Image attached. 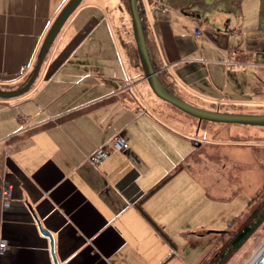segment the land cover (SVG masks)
Returning a JSON list of instances; mask_svg holds the SVG:
<instances>
[{
    "label": "crops",
    "instance_id": "0c3cea01",
    "mask_svg": "<svg viewBox=\"0 0 264 264\" xmlns=\"http://www.w3.org/2000/svg\"><path fill=\"white\" fill-rule=\"evenodd\" d=\"M66 2L0 0L1 89H16L33 70L43 38ZM117 6L121 21L107 0H82L40 67L39 73L53 75L70 58L77 64L94 60L97 65L77 67L85 76H94L92 82L32 84L20 96L0 99V189L4 181L12 186L10 205L4 208L0 202V241L6 243L0 264H53L48 238L39 232L28 208L52 236L57 264H160L171 253L164 264L179 263L176 247L172 250L152 228L134 206L136 201L175 170L140 204L173 242L178 235L186 239L217 234L240 211L239 198L234 210L227 211L231 196L258 189L253 173L232 175L231 166L220 180L227 187L228 177L230 186L209 189L210 176L218 182L221 174L220 162L212 166L207 155L225 151L219 124L210 127L211 122L182 114L157 99L148 85H113L122 80L115 74L116 65L123 68L116 62L117 48L127 68L132 62L120 32L122 0ZM142 7L156 64L170 92L202 109L264 114L254 112L264 108V82L257 80L252 66L229 71L244 75L247 86H225L220 79L227 72L224 64L242 66L243 61H230L243 49L233 39L244 35L242 20L233 27L228 17L224 28H210L205 26L208 21L199 23L203 17L196 21L165 0H142ZM226 18L225 14L224 24ZM183 24L193 28V44L182 40ZM263 29L254 16L246 30L259 34ZM140 75L138 80L146 83ZM117 134L128 148L93 164L89 157ZM164 243L168 248L163 250Z\"/></svg>",
    "mask_w": 264,
    "mask_h": 264
},
{
    "label": "rangeland",
    "instance_id": "374dc122",
    "mask_svg": "<svg viewBox=\"0 0 264 264\" xmlns=\"http://www.w3.org/2000/svg\"><path fill=\"white\" fill-rule=\"evenodd\" d=\"M109 3L114 4L116 10V16L120 19L118 13L117 4L120 3V0H107ZM207 3L213 2L215 0H206ZM93 2V3H102L103 0H83V3ZM64 6V5H63ZM124 9V22H121L120 32L124 35L126 45L134 52L135 46L131 31V23L130 16L127 11L124 0H122V7ZM224 8L214 5L210 11L206 12V16L208 18V23L205 26L210 28H224V19L225 14L222 12ZM258 11V0H242L240 4V9L238 12V17L235 15H226L231 19V25L233 27L236 26L237 23H240L242 20L243 33L244 35L237 34L238 37L235 39V45H242L243 49L241 50L238 57H232L230 61L240 63L242 62V66L232 68L228 64H224L225 68H227L226 74H221V82L225 83V86H247V81L244 75L235 76L233 72L229 71H243L250 66H252L257 74V80L259 82H264V29L263 31H259V34H256L253 31L246 30L253 17L257 15ZM118 19V20H119ZM143 24L146 28V35L151 40L150 29L146 22V19L142 20ZM66 26V25H65ZM204 26V25H203ZM264 27V22H263ZM66 27H63L61 33ZM60 34L57 35L56 40L53 43V46L50 50H52L55 44L58 42ZM121 34V35H122ZM181 35L183 41H187L191 44L195 42L193 36V28L190 26L183 24L181 29ZM154 52V51H153ZM50 54V52H49ZM48 54V55H49ZM125 55V52H124ZM237 60V61H236ZM119 61L122 63L123 68L118 70L117 65L115 68L116 78L122 80H114V86H147L145 82L139 81L138 78L141 76V69L139 66V61L137 54L132 57L131 67L127 68L126 64H123V61L120 57V53L118 52V48L116 51V62ZM79 64H93L97 65V62L94 60H83L77 61L75 58H70L68 61L66 60L64 63L60 65V68L57 71H54L53 75H49L50 72L39 73L34 80L32 86H84L85 83L92 82V78L94 76H85L84 72L78 70ZM124 80V81H123ZM145 81V80H144ZM135 83V84H134ZM97 86H100L96 84ZM252 86H258V84H254ZM222 87V86H221ZM261 83H259L258 93L262 95L261 92ZM264 92V88H263ZM264 105V104H263ZM263 108V107H261ZM221 109H229V108H221ZM254 112L264 113V108L262 110L257 109ZM228 113V112H226ZM243 114V113H242ZM180 115V114H179ZM203 122V121H201ZM209 124V123H206ZM219 124L220 132L218 135L221 138V148H224L225 151L219 149L216 154L207 155L210 161L213 160L212 166H214V161L217 160L220 163L219 173V181L216 182L213 176H210L209 180V189L214 191H220L226 189L230 186L229 179L227 177V187L224 182H220L221 179H224V174L228 172L229 166H231L232 175L236 171H242V173L252 174L250 177L253 181L258 182V189L254 192L242 191L239 192L235 196H231L230 201L227 202L228 209L227 211H233L235 202L241 199V208L240 211L234 214L237 216L234 220V216L230 219L232 222L228 227L223 226L221 229L217 230V234L210 233L208 235H204L201 237H197L196 235L188 236L186 239H183L181 235L175 236L173 243L176 245L175 252L176 258L179 263L172 264H215L218 262L219 258H221L220 254L225 248V244L228 242L229 238L233 235L235 230L239 228L244 221L250 216L253 210H259L264 208V127L258 126H249V125H238V124H229V123H216ZM221 124V125H220ZM212 125V123L209 125ZM213 135V134H212ZM212 138L210 141H213ZM239 158V159H238ZM241 159V160H240ZM234 167V168H233ZM248 169V170H247ZM215 170H212V172ZM230 178V177H229ZM233 178V177H232ZM240 181V180H236ZM227 194L229 191H226ZM239 196V197H238ZM237 198V199H236ZM239 198V199H238ZM242 212V213H241ZM224 235H221L219 232H224ZM220 235V236H219ZM168 236V235H167ZM170 237V236H168ZM219 238L218 243L214 245L215 241ZM211 246H213L211 248ZM264 246V220L257 226V228L253 231V233L242 243V245L233 251L226 259L224 258L220 264H250L251 260L254 259L256 254L260 252V250ZM168 248V246L164 243L162 249ZM211 248V249H210ZM217 255V256H216Z\"/></svg>",
    "mask_w": 264,
    "mask_h": 264
},
{
    "label": "water",
    "instance_id": "95a60500",
    "mask_svg": "<svg viewBox=\"0 0 264 264\" xmlns=\"http://www.w3.org/2000/svg\"><path fill=\"white\" fill-rule=\"evenodd\" d=\"M82 0H67L64 6L59 11L56 18L52 21L49 26L43 41L40 45L36 62L34 68L28 81L20 88L14 90H3L0 88V99H9L20 96L28 91L30 86L34 83L38 72H40L41 64L43 63L44 57L47 54L53 40L58 34L60 28L69 17V15L79 6ZM138 0H127L131 31L133 36V41L135 45L136 54L138 57L139 65L142 70L143 79L146 81L152 94L159 100L171 105L182 113L195 118L198 122L206 121L211 123H229L238 125H249L264 127V114H242V113H226L216 110H207L193 106L175 94L170 92L158 79L157 73L152 68L151 62L148 57V52L146 49L144 34L142 25L140 22V17L137 7ZM30 213H32L36 226L39 232L48 238L50 252L52 256L53 264H57L53 256V239L49 232L44 229L38 219L34 216L33 212L28 208ZM254 264H264V250L258 256Z\"/></svg>",
    "mask_w": 264,
    "mask_h": 264
},
{
    "label": "trees",
    "instance_id": "16d2710c",
    "mask_svg": "<svg viewBox=\"0 0 264 264\" xmlns=\"http://www.w3.org/2000/svg\"><path fill=\"white\" fill-rule=\"evenodd\" d=\"M241 1L242 0H215L213 2L207 3L206 0H165L166 4L170 5L171 7H175L174 9L179 10L180 13H182L183 15L188 16L190 18H194L196 21H199L203 17L201 19V21L199 22L200 24L207 23L208 18L206 16V12H208L212 8H214V5H218L222 8H224V10H222V12L225 13L226 15H235V16L238 15ZM124 3L126 5L127 10H129L127 0H124ZM137 7H138V13H139V17H140V22H141L142 29H143V34H144V39H145V44H146V49L148 52L149 60L151 62L152 68L154 69L155 72H157L158 79L161 81L162 84L165 85V83L163 82V79H161V74H160L161 72L159 71L160 66H158L156 64V59L154 56L155 47L153 46L152 41L151 40L149 41V39L146 35L147 32H146L145 25L142 22V20L145 19L144 18L145 13H144V10L142 7V0L137 1ZM256 16H257L258 24L261 25L264 21V0H258V11H257ZM228 21H229V18L227 17L224 25L227 26ZM128 54H129V57L132 58L135 56L136 52H134L133 49L132 50L128 49ZM31 71L32 70H30V72L25 76V79L22 81V83L19 84V86H17V88L22 87L26 83V81L28 80V78L31 74ZM179 112H181V111H179ZM112 152H115V151H112ZM172 173L164 176L147 193H145L143 195V197H141L138 201H136L134 203V206L142 212V213L141 212L140 213L143 214V216L150 223L152 228L170 245L171 249L174 250L175 246H174L173 242H171V240H169L167 238V236L162 232V230L146 214H144V211H142L141 206H140L141 200L144 197H147L151 193H153L162 183H164L168 179V177ZM234 219H232V220H234ZM232 220L230 221V223L232 222ZM263 220H264V208L259 209V210H253V212L246 219V221H244L242 223V225L239 228H237L235 230V232L233 233V235L229 238L228 242L225 244V248L223 249L222 253L220 254L221 258H219L218 262H216L215 264H220L224 258L226 259L233 251L238 249L242 245V243L253 233V231L257 228V226ZM229 224H228V226H229ZM219 233L221 235H224L223 233H225V231L219 232ZM171 256H172V253L169 254L168 257H166L163 261H161L160 264H164ZM202 264H204V263H202Z\"/></svg>",
    "mask_w": 264,
    "mask_h": 264
},
{
    "label": "built area",
    "instance_id": "2783aa9c",
    "mask_svg": "<svg viewBox=\"0 0 264 264\" xmlns=\"http://www.w3.org/2000/svg\"><path fill=\"white\" fill-rule=\"evenodd\" d=\"M195 35H198L196 32ZM128 148V143L120 135H114L108 142L98 147L93 154L89 157V160L93 164H99L102 160L106 159L112 151L122 152ZM12 200V186L9 182L4 181L0 189V202L2 207H8ZM6 248L5 241H0V253Z\"/></svg>",
    "mask_w": 264,
    "mask_h": 264
},
{
    "label": "bare ground",
    "instance_id": "6f19581e",
    "mask_svg": "<svg viewBox=\"0 0 264 264\" xmlns=\"http://www.w3.org/2000/svg\"><path fill=\"white\" fill-rule=\"evenodd\" d=\"M264 250V246L263 248L260 250V252H258V254H256V256L254 257L253 260H251L250 264H254V262L256 261V259L258 258V256L261 254V252Z\"/></svg>",
    "mask_w": 264,
    "mask_h": 264
},
{
    "label": "flooded vegetation",
    "instance_id": "af4514ba",
    "mask_svg": "<svg viewBox=\"0 0 264 264\" xmlns=\"http://www.w3.org/2000/svg\"><path fill=\"white\" fill-rule=\"evenodd\" d=\"M29 77H30V76H29ZM28 79H29V78H28ZM27 81H28V80H27ZM27 81H26V82H27ZM216 256H217V255H216Z\"/></svg>",
    "mask_w": 264,
    "mask_h": 264
}]
</instances>
